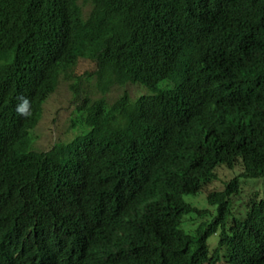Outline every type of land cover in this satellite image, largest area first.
<instances>
[{"label": "trees", "instance_id": "1", "mask_svg": "<svg viewBox=\"0 0 264 264\" xmlns=\"http://www.w3.org/2000/svg\"><path fill=\"white\" fill-rule=\"evenodd\" d=\"M61 81L76 134L33 149ZM239 177L264 179V0H0V264H264Z\"/></svg>", "mask_w": 264, "mask_h": 264}, {"label": "rangeland", "instance_id": "2", "mask_svg": "<svg viewBox=\"0 0 264 264\" xmlns=\"http://www.w3.org/2000/svg\"><path fill=\"white\" fill-rule=\"evenodd\" d=\"M90 6L85 7V12H89ZM95 70L94 64L86 59H81L78 64L73 68L72 75H84L86 72H93ZM81 88L87 92L93 91L96 96H101L100 92L95 87V80L84 77L81 80ZM127 91L132 98L138 97L140 94L144 93L145 90L132 84L126 86L113 87L107 94V100L113 102L119 98V96ZM75 100L74 94L72 92L71 83L67 81H61L56 92L50 96L48 101L44 105V113L41 121L37 127L31 132L33 142L32 148L38 150L49 149L57 141H69L71 140L76 132L71 128V119L75 115L74 104ZM240 167H234L230 170L227 167L218 168L217 174L218 179L213 180L208 183L205 187L206 191L199 193L198 195H186L185 198L189 202H192L199 207H209L207 202V192L209 190H221L224 188L226 181L230 178L235 177L237 174L241 173ZM240 178L242 188L244 189V197H247L255 192L259 194L264 193V179H246ZM241 200V198H240ZM236 211L244 210V206L237 201L235 203ZM211 207V206H210ZM213 211V208L211 207ZM200 220V219H199ZM198 220V221H199ZM188 222H191L188 220ZM191 224V223H190ZM218 237L212 235L209 238V244L213 248L217 244Z\"/></svg>", "mask_w": 264, "mask_h": 264}, {"label": "clouds", "instance_id": "3", "mask_svg": "<svg viewBox=\"0 0 264 264\" xmlns=\"http://www.w3.org/2000/svg\"><path fill=\"white\" fill-rule=\"evenodd\" d=\"M28 108H29V102L27 99H25L23 101L22 104H20L18 107H17V113L21 116H27L29 115V111H28Z\"/></svg>", "mask_w": 264, "mask_h": 264}]
</instances>
